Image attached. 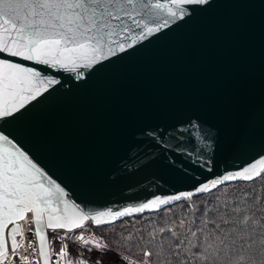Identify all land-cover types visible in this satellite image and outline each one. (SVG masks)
<instances>
[{"label": "water", "instance_id": "95a60500", "mask_svg": "<svg viewBox=\"0 0 264 264\" xmlns=\"http://www.w3.org/2000/svg\"><path fill=\"white\" fill-rule=\"evenodd\" d=\"M184 7L182 19L148 39L75 71L0 54L59 81L0 118V135L64 188L71 204L118 212L182 196L101 225L85 221L74 233L161 211L186 193L258 179L198 191L264 159V0ZM22 221L7 226V245ZM49 255L52 264L50 244Z\"/></svg>", "mask_w": 264, "mask_h": 264}, {"label": "snow or ice", "instance_id": "6c2138e0", "mask_svg": "<svg viewBox=\"0 0 264 264\" xmlns=\"http://www.w3.org/2000/svg\"><path fill=\"white\" fill-rule=\"evenodd\" d=\"M207 3L208 0H169L168 3L159 0L155 3L153 0H0V54L75 71L77 63L90 67L182 19L186 14L185 5ZM56 83L59 81L42 78L33 68L0 58V118L12 116L25 101L35 99L47 91L48 85ZM237 178L245 181L264 178V159L258 165L214 179L198 191L209 192ZM191 195L186 193L183 198L191 199ZM66 197L64 188L47 177L8 136L0 135V264L6 261L11 264L5 235L7 226L25 220L27 213L35 214L33 238H39V255L43 264H49L50 241L45 229L51 230L53 241L60 240L58 255L66 258L68 250L63 243L66 238L56 236L57 230L73 232L83 228L85 221L101 225L109 222L107 218L114 221L134 211L142 212L154 205L182 199L177 195L154 199L135 209L86 213ZM197 210L194 206L190 208L193 213ZM177 228L183 229V233ZM18 234L22 233L13 227L12 253L20 247ZM78 239L102 252L108 248L82 235ZM146 245L153 250L143 251L147 259L139 264H173V261L175 264H257L264 257V204L259 200L250 204L243 200H223L214 206L206 205L200 218L188 220L185 216L178 224L149 232ZM123 260L137 264L128 257ZM18 261L33 264L27 256L18 257ZM68 264L73 261L69 259ZM79 264L87 262L81 260Z\"/></svg>", "mask_w": 264, "mask_h": 264}, {"label": "trees", "instance_id": "16d2710c", "mask_svg": "<svg viewBox=\"0 0 264 264\" xmlns=\"http://www.w3.org/2000/svg\"><path fill=\"white\" fill-rule=\"evenodd\" d=\"M218 198L219 201L228 200L229 202L243 200L245 204L259 200L260 204H264V178H258L252 182L229 183L211 193L187 199L161 211L128 218L115 224L95 227L90 223L89 226L97 238L110 250L139 262L147 259L143 257V251L153 250L151 246L146 245L149 232L158 230L160 227L178 224L185 216L188 220L194 217L200 218L205 206H214L219 202ZM193 206L198 209L195 213L190 211ZM177 231L182 234L184 230L177 228ZM129 236L132 237L131 240L127 239ZM257 264H264V257L257 260Z\"/></svg>", "mask_w": 264, "mask_h": 264}, {"label": "rangeland", "instance_id": "374dc122", "mask_svg": "<svg viewBox=\"0 0 264 264\" xmlns=\"http://www.w3.org/2000/svg\"><path fill=\"white\" fill-rule=\"evenodd\" d=\"M88 227L90 228V226H87L86 228ZM85 229L81 231H85ZM91 230L92 228L90 229V231ZM81 231H78L77 233H73L70 235H66L62 232L55 233V235L58 237L66 238L64 239L63 243L67 245L68 257L63 258L64 261L68 262V260L69 259L71 260V258L74 261V259L76 258L80 260H85L87 264H95L96 261H99L100 264H128V261L123 260V257L125 256L118 254L117 252L112 251L109 248H107L106 251L102 252L100 249L94 248L93 245H84L81 241H79L78 239L79 235H83L85 239L93 240L94 243L95 242L102 243V242L95 235H91L90 231L87 232L86 236ZM52 235H53L52 233L49 234L52 257L54 258L55 261H58V257H59L58 252L61 247V242L60 240L53 241ZM68 246H70L71 249H69ZM89 248H92V250L88 251L87 249ZM129 260H132V259H129ZM137 264H139V262H137Z\"/></svg>", "mask_w": 264, "mask_h": 264}, {"label": "built area", "instance_id": "2783aa9c", "mask_svg": "<svg viewBox=\"0 0 264 264\" xmlns=\"http://www.w3.org/2000/svg\"><path fill=\"white\" fill-rule=\"evenodd\" d=\"M33 229H34V218H33L32 214H30L27 216V218L25 220H23L22 222L19 223V232H21L22 234H18L16 237L17 243H18V245H20V247L18 248L16 253H12L11 244H10V242H8V251H9V257H10L11 264H19L18 257H23V256H27L29 258V260L33 262V264H35V261H37V260H39L40 264H42L41 257L39 255V247H38L37 237L33 238L34 237ZM90 229H91V227L90 228L88 227L85 229V231H81V232L84 233V235L86 236L87 232H89ZM57 232H62L66 235H70V234L74 233V232H64V231H57ZM90 232H91V235L96 236V234L93 232V230H91ZM75 233H77V232H75ZM50 245H51V243H50ZM68 248L71 249L70 246H68ZM34 250H35V254H33ZM51 254H52V252H51ZM71 260L73 261L72 258H71ZM80 261H81L80 259H74L73 264H79ZM55 263H57V264H68V262L63 261V260L56 262L54 260V258L52 257V264H55ZM5 264H8V262L6 261Z\"/></svg>", "mask_w": 264, "mask_h": 264}, {"label": "crops", "instance_id": "0c3cea01", "mask_svg": "<svg viewBox=\"0 0 264 264\" xmlns=\"http://www.w3.org/2000/svg\"><path fill=\"white\" fill-rule=\"evenodd\" d=\"M61 259L64 261V259L63 258H61L60 256L58 257V261H56V262H59V261H61Z\"/></svg>", "mask_w": 264, "mask_h": 264}]
</instances>
